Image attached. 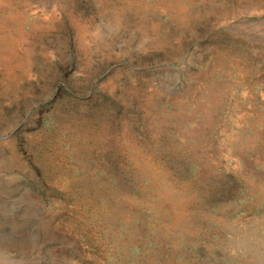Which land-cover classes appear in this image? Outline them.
<instances>
[{
	"label": "rangeland",
	"instance_id": "obj_1",
	"mask_svg": "<svg viewBox=\"0 0 264 264\" xmlns=\"http://www.w3.org/2000/svg\"><path fill=\"white\" fill-rule=\"evenodd\" d=\"M0 264H264V0H0Z\"/></svg>",
	"mask_w": 264,
	"mask_h": 264
}]
</instances>
